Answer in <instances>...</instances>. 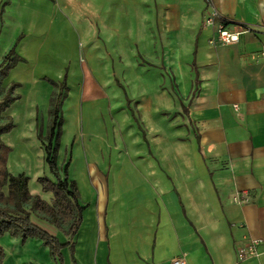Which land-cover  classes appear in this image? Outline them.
I'll return each instance as SVG.
<instances>
[{"label": "crops", "instance_id": "1", "mask_svg": "<svg viewBox=\"0 0 264 264\" xmlns=\"http://www.w3.org/2000/svg\"><path fill=\"white\" fill-rule=\"evenodd\" d=\"M82 1L0 0V58L15 46L23 60L7 79L21 88L27 75L39 86L46 71L30 61L68 26L86 49L71 53L73 75L137 84L142 135L127 157L90 163L74 178L87 197L70 243L48 222L31 221L69 243L63 264H264V0ZM212 11L248 31L219 44L216 24L203 27ZM46 193L38 197L50 204ZM6 237L4 264H53L39 240ZM252 240H261L258 255L239 261L237 248Z\"/></svg>", "mask_w": 264, "mask_h": 264}, {"label": "rangeland", "instance_id": "2", "mask_svg": "<svg viewBox=\"0 0 264 264\" xmlns=\"http://www.w3.org/2000/svg\"><path fill=\"white\" fill-rule=\"evenodd\" d=\"M77 2L83 3L82 0ZM78 13L82 14V9ZM65 28L64 36L52 43H46L45 48L40 50L42 59L30 61L36 72L46 71L42 72L43 76H40L42 82L40 84L45 86L40 84L36 87L31 86L30 80L28 81L30 77L23 76V86L13 91L17 99L3 114L14 125L9 133L0 137L9 149L7 170L11 175L23 173L28 177L29 191L39 197L43 196L42 199L47 193L42 191L38 178L47 177L54 181L48 165L45 164V153L39 139L46 137L49 128V103L54 93L62 96L59 113L62 126L57 164L61 175L63 167L69 164L67 174L71 180L80 179L84 168L90 163L100 160L108 161L115 157H127L131 151V141L136 137L141 139L142 135L139 118L134 111L138 103L137 84L130 80L121 81L119 75L117 79L111 77L110 82L97 83H91L89 79L86 80L87 83H84L82 74L73 75L71 69L75 63V57L72 58L71 53H74L77 48L81 55L86 49L84 41L80 39L77 41L73 36L70 39L69 27ZM6 48L7 40L4 39L0 42V53ZM111 57L115 59L116 56L112 53ZM82 60L84 57L80 56L78 60L80 64ZM62 64L64 65L61 71ZM103 73L96 69L94 77H101ZM132 73L129 72V76L135 78ZM15 76L20 78L18 73H14ZM11 82L16 80L7 78L4 80L2 92ZM164 88H167V84L161 86L162 90H165ZM170 115V112L164 115L167 122L172 120ZM83 192V198L79 194L80 205L87 197V192L85 190ZM6 235L11 237L7 233L0 237V247L4 252L2 264L6 262L8 254ZM51 261L55 264L52 258Z\"/></svg>", "mask_w": 264, "mask_h": 264}, {"label": "trees", "instance_id": "3", "mask_svg": "<svg viewBox=\"0 0 264 264\" xmlns=\"http://www.w3.org/2000/svg\"><path fill=\"white\" fill-rule=\"evenodd\" d=\"M15 46L0 61V137L13 129V123L3 114L8 110L13 101L17 99L13 95L16 82H11L2 92V84L17 63L23 60L14 52ZM55 85V84H53ZM62 96L54 95L49 103V128L45 138H39L44 150L45 164L53 176V180L43 177L38 178L42 191L52 193L51 203L41 200L28 190V178L23 173L15 176L9 174L6 166L9 155L8 147L0 138V237L7 233L11 237L20 238L23 242L35 238L41 241L50 252L55 264H63L62 248L67 246L75 237L81 223L85 206L78 202L79 192L76 182L68 177L67 164L62 169L57 164V154L61 134L62 121L59 117ZM48 222L69 239V243H59L55 236L44 231L34 222L31 216ZM4 259V252L0 247V264Z\"/></svg>", "mask_w": 264, "mask_h": 264}, {"label": "built area", "instance_id": "4", "mask_svg": "<svg viewBox=\"0 0 264 264\" xmlns=\"http://www.w3.org/2000/svg\"><path fill=\"white\" fill-rule=\"evenodd\" d=\"M207 3H210V0H205ZM216 24L217 30V40L221 45H232L238 42L239 36L241 34L246 33L248 30L240 25L231 26L230 23L217 12L212 11L205 15L203 20V27L209 28ZM214 43L211 40V44ZM237 203H241V199L239 197H235L233 199ZM261 240H252L250 244L246 245V247H238L236 250V257L239 261H243L248 257L257 256L258 255V247L260 246ZM172 264H186L182 258H175Z\"/></svg>", "mask_w": 264, "mask_h": 264}]
</instances>
